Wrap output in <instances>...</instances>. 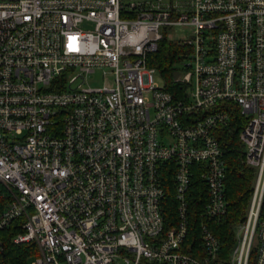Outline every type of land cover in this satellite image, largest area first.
I'll return each mask as SVG.
<instances>
[{"label":"built area","instance_id":"obj_1","mask_svg":"<svg viewBox=\"0 0 264 264\" xmlns=\"http://www.w3.org/2000/svg\"><path fill=\"white\" fill-rule=\"evenodd\" d=\"M164 37L187 49L177 101L148 65ZM233 108L255 179L223 254L215 130ZM195 175L206 197L187 244ZM0 199V231L23 221L12 242L35 244L30 264H264V0H0Z\"/></svg>","mask_w":264,"mask_h":264},{"label":"trees","instance_id":"obj_2","mask_svg":"<svg viewBox=\"0 0 264 264\" xmlns=\"http://www.w3.org/2000/svg\"><path fill=\"white\" fill-rule=\"evenodd\" d=\"M186 50V47L164 37L158 43L157 51L148 57V65L156 70L163 84V90L170 93L176 101L185 97V88L175 79ZM244 124L245 121L237 109L233 108L228 124L215 130V137L223 152L226 166L224 191L227 214L219 221H212L209 226L220 241L223 254L227 253L233 244L232 225L243 219L255 179V170L244 163V149L239 141V133ZM191 181V190L188 193V214L191 223L189 235L185 240L187 244L197 236V227L201 221L200 213L206 197L200 178L195 175ZM165 183L167 193L162 215L166 222L169 219L175 220V202L172 178L168 176ZM4 206L5 201L0 199V213ZM22 223V220H17L0 231V264H30L37 257L35 244L15 245L12 242L14 236L23 232ZM184 252L194 255L192 250H184Z\"/></svg>","mask_w":264,"mask_h":264},{"label":"rangeland","instance_id":"obj_3","mask_svg":"<svg viewBox=\"0 0 264 264\" xmlns=\"http://www.w3.org/2000/svg\"><path fill=\"white\" fill-rule=\"evenodd\" d=\"M188 35H189V30L188 29L179 28V29L176 30V38H185ZM154 79H155V83L159 87H162L163 86V84L161 82V79H160V77H159L158 74L155 76ZM102 83H103V78H102V73L100 71H96L94 74H92L88 78V85L91 86V87H101L102 86ZM249 201H250V199H249ZM248 205H249V203H248ZM247 208H248V206H247ZM247 208H246V211H245V214H244L243 219L246 216ZM243 219H241L240 221H242ZM240 221H238V222H240ZM238 222H236V223H238ZM236 223H234V224H236ZM233 225H232V232H233ZM234 240H235V236H234V232H233V242H234Z\"/></svg>","mask_w":264,"mask_h":264}]
</instances>
